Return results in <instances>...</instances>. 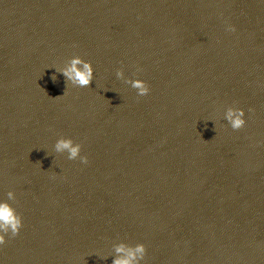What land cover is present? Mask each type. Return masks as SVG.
<instances>
[{"label": "water", "instance_id": "95a60500", "mask_svg": "<svg viewBox=\"0 0 264 264\" xmlns=\"http://www.w3.org/2000/svg\"><path fill=\"white\" fill-rule=\"evenodd\" d=\"M0 202V264H264V0H0Z\"/></svg>", "mask_w": 264, "mask_h": 264}, {"label": "clouds", "instance_id": "9594fccd", "mask_svg": "<svg viewBox=\"0 0 264 264\" xmlns=\"http://www.w3.org/2000/svg\"><path fill=\"white\" fill-rule=\"evenodd\" d=\"M227 30L234 31L231 27ZM56 74H60L64 78L65 91L63 95H65L68 85L77 88H87L94 79L92 65L78 56L71 58L63 67L55 69V73L51 76L53 81L56 79ZM116 77L117 79H124L121 71L116 72ZM124 83L130 85L136 91L137 96L143 97L149 94V87L141 79H124ZM244 117L245 113L242 109L228 108L225 118L231 129L236 131L244 127ZM53 150L57 154H66V158L70 161L78 159L81 164L86 165L88 163L87 158L81 155V145L74 143L71 139H57ZM7 198L14 200L13 192H8ZM21 228L22 220L16 210L9 203L0 202V246L5 244V236L10 235L11 237H15L19 234ZM115 250L118 254L122 255L113 259L112 264H142L145 257V247L143 244H137L134 248H127L124 245H120Z\"/></svg>", "mask_w": 264, "mask_h": 264}]
</instances>
